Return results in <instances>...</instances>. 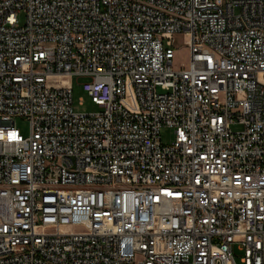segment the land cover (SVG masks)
I'll list each match as a JSON object with an SVG mask.
<instances>
[{
  "label": "built area",
  "instance_id": "1",
  "mask_svg": "<svg viewBox=\"0 0 264 264\" xmlns=\"http://www.w3.org/2000/svg\"><path fill=\"white\" fill-rule=\"evenodd\" d=\"M0 264H264V0H0Z\"/></svg>",
  "mask_w": 264,
  "mask_h": 264
},
{
  "label": "rangeland",
  "instance_id": "2",
  "mask_svg": "<svg viewBox=\"0 0 264 264\" xmlns=\"http://www.w3.org/2000/svg\"><path fill=\"white\" fill-rule=\"evenodd\" d=\"M18 18L20 22L23 21L24 15L22 12L19 13ZM173 47L175 48L173 67L178 68L181 65L186 66L188 63L189 54H188V49L182 43L180 36H175L173 40ZM84 81L85 79L83 78L72 79V108L76 112H83V113H92L99 111L100 107L95 105L91 101L90 97L83 91L81 87V83H83ZM13 121L15 127L19 130V132L23 136H26L29 130L27 120L23 117H14ZM173 137L174 135L172 129L163 128L160 132V139L163 145H169L172 142Z\"/></svg>",
  "mask_w": 264,
  "mask_h": 264
}]
</instances>
